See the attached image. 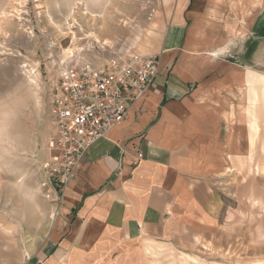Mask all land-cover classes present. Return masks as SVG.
I'll use <instances>...</instances> for the list:
<instances>
[{
    "label": "crops",
    "instance_id": "1",
    "mask_svg": "<svg viewBox=\"0 0 264 264\" xmlns=\"http://www.w3.org/2000/svg\"><path fill=\"white\" fill-rule=\"evenodd\" d=\"M161 1L143 54L158 57V72L52 192L60 211L49 237L58 242L41 264L66 245L82 246L84 264H131L145 242L189 253L214 240L221 170L205 162L221 154L230 102L260 92L263 76L250 72L264 74V0Z\"/></svg>",
    "mask_w": 264,
    "mask_h": 264
},
{
    "label": "rangeland",
    "instance_id": "2",
    "mask_svg": "<svg viewBox=\"0 0 264 264\" xmlns=\"http://www.w3.org/2000/svg\"><path fill=\"white\" fill-rule=\"evenodd\" d=\"M161 6V0H0V264H41L58 242L49 234L58 221L51 220L53 203L60 204V197L49 200L53 184L43 165L60 68L70 62L101 66L115 54H145ZM260 107L252 144L245 121V129L237 122L230 132L229 125L216 162L214 151L205 162L212 171L221 170L214 184L220 217L214 240L191 254L145 242L131 264H264ZM66 248L45 264L85 263L82 246Z\"/></svg>",
    "mask_w": 264,
    "mask_h": 264
},
{
    "label": "built area",
    "instance_id": "3",
    "mask_svg": "<svg viewBox=\"0 0 264 264\" xmlns=\"http://www.w3.org/2000/svg\"><path fill=\"white\" fill-rule=\"evenodd\" d=\"M158 61L129 53L112 55L101 66L70 62L60 68L52 100L55 131L44 165L55 192L74 179L88 148L126 118L151 86Z\"/></svg>",
    "mask_w": 264,
    "mask_h": 264
},
{
    "label": "bare ground",
    "instance_id": "4",
    "mask_svg": "<svg viewBox=\"0 0 264 264\" xmlns=\"http://www.w3.org/2000/svg\"><path fill=\"white\" fill-rule=\"evenodd\" d=\"M36 79H34V78L31 79V82L34 83V85H37ZM246 85H247V83H246ZM257 99H259L261 101L262 106L264 108V76L261 77L260 92L258 94L254 93L253 98H245L244 102L240 101V100H236L235 102H230L229 109H228L227 115H226L227 123L225 124V126H226L225 135L228 133L227 129H228L229 125H230V132H232V130L235 128V126H234L235 123L242 122V124H243V122L245 121L247 124V127H248L249 144L250 145L252 144V142L255 139L257 127H258L257 119H256L257 117L255 115V113L257 111V107H256L255 102ZM241 113L244 114V117L241 116ZM241 117H243V118H241ZM247 122H250V124H248ZM54 131H55V127L53 124V132ZM48 159H49V150H48L47 160ZM49 200H53L52 201V203H53L55 200V195L52 194ZM53 205L55 207L53 208V211L51 212L52 213L51 214V220H53V218L55 216V208H56V212H58V208L56 207V205L54 203H53Z\"/></svg>",
    "mask_w": 264,
    "mask_h": 264
}]
</instances>
